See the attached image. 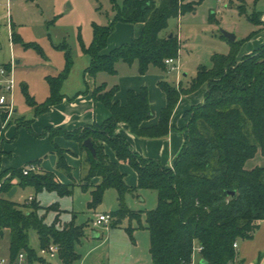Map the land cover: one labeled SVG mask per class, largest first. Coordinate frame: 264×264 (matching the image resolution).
<instances>
[{"label": "trees", "instance_id": "1", "mask_svg": "<svg viewBox=\"0 0 264 264\" xmlns=\"http://www.w3.org/2000/svg\"><path fill=\"white\" fill-rule=\"evenodd\" d=\"M111 1L116 10L113 21L107 26L95 25L92 43L82 46L83 53L91 58L85 74H115L119 61L127 64L138 62L142 74L150 66L166 71L165 60L177 58L181 45L178 34L170 36L171 33L166 32L169 20L196 10V3L187 0H161L160 4L157 0H121L119 4L118 0ZM214 15L210 14L211 22L216 21ZM252 21L264 26L261 17L255 16ZM118 22H142L144 27L141 34L129 43L105 52ZM12 39L20 40L15 33ZM233 44L230 54L215 53L212 56V67L200 65L195 77L187 84L176 86L166 80L159 81L167 103L154 125L143 124L155 117L147 87L139 91L128 90L127 103L123 105L115 99L118 85L109 88L102 83L96 86L93 96L110 111V116L103 123L71 131L48 127L41 134L49 133L52 140L61 135L79 143L82 164L87 165L81 185L84 189H91L92 195L89 208H96L102 202L107 189L117 190L120 206L111 212L112 226H118L125 217L141 224L142 211L131 210L127 206L124 199L127 193L139 189L157 192V206L145 212L152 264H194L197 246L203 247L200 253L207 264H237L234 244L252 238L264 220V166L246 168L247 161L259 151L264 155V45L239 60L237 51L240 43L234 41ZM58 47L65 50L66 60L57 75L47 76L50 86L48 98L39 103L27 87H23L27 102L37 116L65 97L62 86L75 59L67 43ZM203 85L208 88L204 102L184 114L185 142L172 167L165 168L159 161L143 157L116 133L118 124L125 122L137 136H167L180 98ZM19 125L27 126L37 136L32 120L22 118ZM86 139L93 142L96 158L85 146ZM54 147L57 168L71 177L72 168L65 156L70 150L55 143ZM107 147L119 162L128 163L137 172L136 186L126 182L118 163L107 154ZM37 162L0 171V238L8 231L10 263L18 261L21 254L29 264L48 262L29 245V231L34 229L41 249L55 245L57 257L63 264H76L81 255L75 246L84 235L83 225H76L74 221L62 224L60 216L63 209L59 202L43 207L36 196L23 204L8 198L14 186L31 187L36 194L44 190L61 197L73 194L75 183L61 182L54 171L39 169L24 173L25 167ZM95 177H100L97 184L92 182ZM42 209L56 212L52 223L46 221ZM133 229L130 226L127 230L132 232Z\"/></svg>", "mask_w": 264, "mask_h": 264}, {"label": "rangeland", "instance_id": "2", "mask_svg": "<svg viewBox=\"0 0 264 264\" xmlns=\"http://www.w3.org/2000/svg\"><path fill=\"white\" fill-rule=\"evenodd\" d=\"M187 1L195 2L196 10L169 20L170 28L181 38L177 64H180V73L188 74L187 77L183 75L185 84L195 77L200 65L212 67V56L215 53L228 55L232 52L234 41L225 37L222 30L236 35L235 41L240 43L237 58L264 45V26L252 21L255 16L264 21V0ZM160 2L161 0H157V4ZM115 13L111 0H0V64H15L14 89L12 92L2 91L12 104V112L18 109L16 115H20L19 117L21 114L28 116L32 113L23 92L25 86L38 102H44L50 95L47 76L57 75L64 68L66 60L65 50L60 49L59 45L67 43L76 60L77 56L83 55L82 46L92 43L94 26L109 25ZM211 13L215 14V22L209 19ZM13 33L20 40L14 41ZM117 42L116 38H110L104 51ZM25 44L34 46L26 47ZM16 60L20 62L17 63ZM80 61L77 60L78 68L81 67ZM154 69L159 72L161 70L158 67ZM170 69L167 65V70L161 71L169 73ZM170 82L175 83L171 76ZM6 110V105L0 106V115ZM12 112L9 110L8 115ZM12 122L15 120L12 119ZM256 166H264L261 151L246 163L247 169ZM55 171L63 173L58 168ZM75 172L78 177L80 174L84 177L87 165L82 164L81 169L72 168V174ZM70 179L71 182H76L75 179ZM30 196H36L43 207L59 202L63 209L60 216L62 224L74 221L76 225H83L84 235L75 246L77 253L81 255L76 264H152L145 212L157 206L158 195L155 190L139 189L127 193L124 198L127 206L131 210L142 211L141 224L125 217L118 226L96 224L99 213H111L119 208V194L114 188L105 191L102 202L96 208H89L91 189H84L81 184H75L73 194L64 197L47 190L36 194L31 187H20L14 200L23 204ZM41 213L46 215L48 223H52L56 217L54 211L46 212L42 209ZM130 226L134 228L132 232L127 230ZM94 232L99 235L98 238L92 236ZM29 245L40 253V240L34 229L29 231ZM7 252L8 237L5 236L0 240V256L5 257ZM200 252L196 250L197 261L201 258ZM17 262L29 264L26 259H18L14 263ZM50 262L56 264L58 260Z\"/></svg>", "mask_w": 264, "mask_h": 264}, {"label": "crops", "instance_id": "3", "mask_svg": "<svg viewBox=\"0 0 264 264\" xmlns=\"http://www.w3.org/2000/svg\"><path fill=\"white\" fill-rule=\"evenodd\" d=\"M143 27L144 24L142 22H118L109 37V40L110 38H116L118 42L114 43V46H110L111 48L106 52L124 43H129L134 37L141 34ZM166 32L176 34V32L170 28V23ZM261 46H263V44ZM250 53L251 51H247L238 59L240 60ZM78 59L81 60L80 68H78L77 65ZM90 61V56L85 53L77 56L74 66L62 86V92L65 95L64 99L60 103L51 106L48 111L37 116L35 115L34 109L31 107L32 113L30 115L27 116L25 114L24 116L19 113L21 114V117H19L20 115H16L18 109H14L12 114L8 115L9 106H6L7 110L0 115L1 172L10 168H21L30 162L38 161L36 165L39 169L54 171L61 182L74 183L70 181V178H72L75 179L76 185H80L82 182L81 174L80 177H78L75 172L69 177L65 172H63V174L55 171L57 168V155L54 147L55 143L59 147L70 150V152H67L65 155L68 164L71 168L79 167L81 169L83 154L81 153L79 143L61 135H56L52 140L49 133L43 136H41V134H43L48 127L71 131L93 123H103L110 116V111L102 102L96 101L93 96L96 86L102 83H106L109 88L118 85L115 99L119 100L123 105L127 103L128 90L132 89L139 91L142 87H147L149 90L151 108L155 112V117L145 121L143 124L144 126L154 125L158 122L160 112L167 103L166 94L160 88L159 81L166 80L170 82L171 76L175 79V83H170L178 86L185 83L183 75L185 77L188 76L187 73H180V70L170 69L169 73H165L161 70L159 72L154 69L156 68L154 66H150L148 71L142 74L139 72L138 62L127 64L123 61L117 62V72L115 74L99 72L95 76H92L90 74H85V70L89 66ZM16 62L19 63L20 60H16ZM207 90V85H203L195 92L183 95L180 98L171 117L169 134L165 137L144 138L137 136L130 130L129 125L125 122H120L118 124L116 133L125 138L131 147L143 157L157 160L165 168L172 167L185 142L186 132L184 130V114L193 106L204 102ZM40 101L43 102L42 100ZM5 113L7 114L6 117H4ZM22 118L25 120H32V128L37 136L34 135L27 126L19 125ZM12 119H14L15 122H12ZM106 152L112 161L118 163L120 170L125 174L126 182L130 186H136L138 184L137 172L128 163L119 162L111 148L107 147ZM92 182L93 184L99 183L100 177H95ZM19 189L20 187L17 186V191L13 199ZM5 236L8 237V252L5 257L0 256V262L5 260L6 263H8L10 242L8 231L5 232L0 240ZM92 236L98 238L99 235L94 232ZM237 243V264H264V220L259 223L252 238L242 239ZM53 259L58 260L56 264H63L57 256L53 258L47 257L48 262L46 264H51L50 261ZM202 260L201 257L197 261L195 256V264H201ZM80 264L85 263L81 262Z\"/></svg>", "mask_w": 264, "mask_h": 264}, {"label": "built area", "instance_id": "4", "mask_svg": "<svg viewBox=\"0 0 264 264\" xmlns=\"http://www.w3.org/2000/svg\"><path fill=\"white\" fill-rule=\"evenodd\" d=\"M179 56L177 58L175 57H170L165 60V63L170 66L171 70H180V64H177ZM15 64L12 62L9 65L6 64H0V105H6L9 106L10 112H12V104L8 102V99L6 95L2 94V91H8L12 92L14 89L15 85V78H14V70H15ZM39 170V167L36 165V163H31L27 167L24 168V173L27 174L30 171H37ZM33 196L29 197V201L33 200ZM113 220L112 214L111 213H100L97 216V224L99 225H110ZM238 243L236 242L234 244L235 247H237ZM202 246H197L196 250L198 249L199 251L202 250ZM40 254L44 257L48 258H53L56 257L58 254V248L55 245H51L47 249H41ZM25 256L24 254H21L19 256V260H24ZM0 264H20L19 262L17 263H6L5 260L0 262ZM194 264H195V257H194Z\"/></svg>", "mask_w": 264, "mask_h": 264}, {"label": "water", "instance_id": "5", "mask_svg": "<svg viewBox=\"0 0 264 264\" xmlns=\"http://www.w3.org/2000/svg\"><path fill=\"white\" fill-rule=\"evenodd\" d=\"M222 32L225 35V37H227L229 40H231V41H235L236 40V35L234 33L226 31V30H222ZM170 36H173V33H171ZM84 144L92 152L93 156L96 158L97 157V152H96L95 146H94L93 142L91 141V139H86L84 141ZM16 191H17V186H14L10 190V192L8 193V198H13L14 194L16 193ZM1 234H3V231H1ZM201 264H207V263H206L205 260H202Z\"/></svg>", "mask_w": 264, "mask_h": 264}]
</instances>
